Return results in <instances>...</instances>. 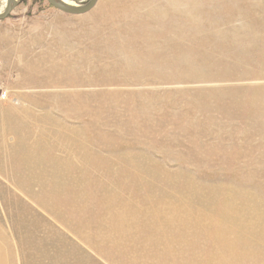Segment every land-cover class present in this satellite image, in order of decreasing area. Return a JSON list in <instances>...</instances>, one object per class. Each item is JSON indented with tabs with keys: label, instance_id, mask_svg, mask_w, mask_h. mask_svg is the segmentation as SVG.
I'll list each match as a JSON object with an SVG mask.
<instances>
[{
	"label": "rangeland",
	"instance_id": "1",
	"mask_svg": "<svg viewBox=\"0 0 264 264\" xmlns=\"http://www.w3.org/2000/svg\"><path fill=\"white\" fill-rule=\"evenodd\" d=\"M0 264H264V0H17Z\"/></svg>",
	"mask_w": 264,
	"mask_h": 264
},
{
	"label": "water",
	"instance_id": "2",
	"mask_svg": "<svg viewBox=\"0 0 264 264\" xmlns=\"http://www.w3.org/2000/svg\"><path fill=\"white\" fill-rule=\"evenodd\" d=\"M49 6L55 10L72 16L84 15L90 12L97 4L98 0H88L87 3L74 6L63 0H45ZM17 5V0H5L3 10L0 11V21L6 19L11 12L15 9Z\"/></svg>",
	"mask_w": 264,
	"mask_h": 264
},
{
	"label": "bare ground",
	"instance_id": "3",
	"mask_svg": "<svg viewBox=\"0 0 264 264\" xmlns=\"http://www.w3.org/2000/svg\"><path fill=\"white\" fill-rule=\"evenodd\" d=\"M206 233L208 234V237H210L211 239H213L216 242H218L219 244H221L223 246V250L227 254L231 255L234 253L233 248L235 247V243L231 242V241L230 242L226 241L225 240V234L223 231H216L213 228H206ZM235 254H237V253H235ZM237 257H238L237 255L233 256V258H237Z\"/></svg>",
	"mask_w": 264,
	"mask_h": 264
}]
</instances>
